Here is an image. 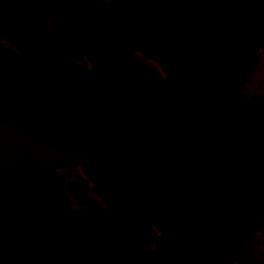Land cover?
<instances>
[{
	"label": "water",
	"instance_id": "95a60500",
	"mask_svg": "<svg viewBox=\"0 0 264 264\" xmlns=\"http://www.w3.org/2000/svg\"><path fill=\"white\" fill-rule=\"evenodd\" d=\"M264 0H0V264H264Z\"/></svg>",
	"mask_w": 264,
	"mask_h": 264
},
{
	"label": "flooded vegetation",
	"instance_id": "af4514ba",
	"mask_svg": "<svg viewBox=\"0 0 264 264\" xmlns=\"http://www.w3.org/2000/svg\"><path fill=\"white\" fill-rule=\"evenodd\" d=\"M256 253L264 257V238L260 232L255 235Z\"/></svg>",
	"mask_w": 264,
	"mask_h": 264
}]
</instances>
